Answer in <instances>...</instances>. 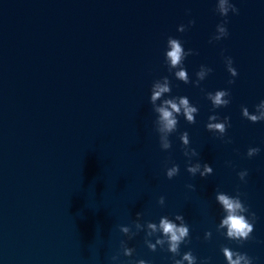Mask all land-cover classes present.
<instances>
[{
	"label": "clouds",
	"instance_id": "clouds-1",
	"mask_svg": "<svg viewBox=\"0 0 264 264\" xmlns=\"http://www.w3.org/2000/svg\"><path fill=\"white\" fill-rule=\"evenodd\" d=\"M214 11L224 19L216 25L215 33L209 40V43L214 41L218 42L229 36L227 28V17L229 13L238 15L239 9L235 6L231 0H216V6ZM195 25V20L190 19L187 23L178 26L177 31L180 33L186 32L189 28ZM193 49L185 50L183 42L180 39L173 38L169 36L167 38V45L165 50V64L168 67L170 73L174 71L175 79L183 82L184 84L191 83L194 87H200V84L206 77L213 71L212 68L201 65L199 70L195 73L196 79L190 80L188 72L184 66V61L186 57L190 55H197ZM223 56V51L221 53ZM224 63L227 72L232 78L238 76L237 69L233 67V59L230 56H224ZM229 85L235 83L234 79H229L227 81ZM171 82L167 76L162 77L159 80L153 82L151 86V96L150 103L154 107V111L158 113L156 119L157 128L156 131L162 135L159 138L160 147L162 150H169L171 148V142L169 136L177 131L178 117L183 116L187 123H196V115L198 114V108L194 106L188 97L186 96H174L171 98H166L168 94L171 93ZM203 91V89H201ZM206 98L211 102L213 109H218L222 107H227L231 102V92L229 89H221L215 92H206ZM157 101H161L157 105ZM242 117L247 119L252 123H257L264 121V100H261L257 105H255V112L250 113L246 106H241ZM219 121V122H218ZM206 130L209 132H219L220 138H223L227 132V129L231 127L230 117L225 116L221 120L218 115H210L208 117V122L205 125ZM180 141L183 142L184 146L190 144L189 134L187 131L183 132L179 136ZM231 143L229 139L226 141ZM260 148L249 147L246 153L248 158H252L258 155ZM184 156L188 157V165L186 171L195 176L197 172L200 176L207 177L213 173V168L204 163L197 162L193 164L191 162V157L189 152L185 151L183 148ZM191 155L196 156L198 153L195 149H191ZM203 167V171H201ZM179 174V165L173 164L171 167L166 168V176L168 179ZM240 181L246 182L245 178L248 176V171L242 170L237 173ZM189 188H194V185H188ZM241 193L237 188L235 196L228 195L224 192L217 191L215 199L217 203L221 206L224 213L220 223L217 225V231L225 235L227 239L237 241L238 243H243L252 238L251 234L254 231V223L256 220V214L250 212L249 207L241 200ZM158 203L163 206L165 203L164 197L161 196ZM247 214V215H246ZM137 217H140V213H137ZM175 221H179L176 223ZM135 226V231H132L131 226H120L119 231L131 240L140 231L145 232V241L147 248L153 252L156 251L157 246L164 248L167 245V251L172 254L173 264H197V257L193 255L191 251L183 253L180 259H175V257L180 256V246L181 244H186L189 242L190 229L184 220L183 215L177 214L173 219L167 216H162L159 219V223L146 222L139 223L137 221L133 222ZM226 230V231H222ZM130 234V235H129ZM160 234V235H157ZM212 233L206 232L205 239H210ZM156 237L153 243L150 239L151 237ZM120 248L122 254L125 257H132L135 251L134 248L128 247L127 242L121 240ZM223 256L226 260V264H253V259L249 257L246 253H241L239 251H234L229 247H222L221 249ZM113 261L119 259V255H113L111 257ZM130 264H149L148 261L140 259L137 261H130ZM201 264H208L207 259L202 260Z\"/></svg>",
	"mask_w": 264,
	"mask_h": 264
}]
</instances>
